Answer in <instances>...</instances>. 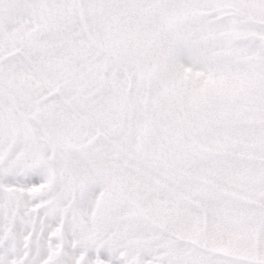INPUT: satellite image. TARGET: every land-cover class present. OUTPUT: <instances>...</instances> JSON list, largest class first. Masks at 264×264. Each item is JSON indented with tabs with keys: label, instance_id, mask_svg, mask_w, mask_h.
I'll list each match as a JSON object with an SVG mask.
<instances>
[{
	"label": "snow or ice",
	"instance_id": "snow-or-ice-1",
	"mask_svg": "<svg viewBox=\"0 0 264 264\" xmlns=\"http://www.w3.org/2000/svg\"><path fill=\"white\" fill-rule=\"evenodd\" d=\"M0 264H264V0H0Z\"/></svg>",
	"mask_w": 264,
	"mask_h": 264
}]
</instances>
